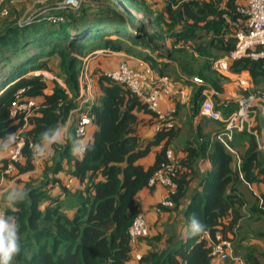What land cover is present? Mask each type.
Returning a JSON list of instances; mask_svg holds the SVG:
<instances>
[{
    "label": "trees",
    "instance_id": "trees-1",
    "mask_svg": "<svg viewBox=\"0 0 264 264\" xmlns=\"http://www.w3.org/2000/svg\"><path fill=\"white\" fill-rule=\"evenodd\" d=\"M12 1L4 2L8 15L0 20V146L8 134L17 136L21 130V116H11L18 102L34 99L39 108L22 133L26 141L23 161L14 164L15 173L11 175L5 174L8 160L0 167V173L7 178L35 169L32 146L41 143L42 133L49 128L64 125L77 107L82 58L86 55L107 48L128 52L142 43L157 45L170 41L168 56L178 68L151 65L152 70L169 76L167 71L173 69L179 82L186 79L191 84V78L196 77L220 91L215 80L222 82L228 78L213 69V62L235 50L239 30H248V17L242 13L247 0H163L157 13L154 3L148 0H122L150 18L136 23L114 0H84L79 8L53 14L52 9L42 8L24 21L16 11H22L26 3L18 0L14 5ZM54 16L62 21L50 19ZM149 27L158 28L159 35L150 32ZM53 59H58L56 65L64 86L53 80L51 88L42 75L31 74L51 72ZM229 71L249 72L251 93L264 96V58L235 61ZM89 74L100 94L93 100L94 120L90 125L95 131L90 141L83 142L84 154H72V140L85 139L76 135L74 117L66 143L52 145L53 153L43 162L41 173L26 182L17 180L27 192L26 199L13 210L6 203V194L2 201L0 197L5 214L17 216L20 224L21 251L12 264H128L137 243L132 242L129 230L142 213L138 194L156 187L150 186V180L171 164L173 206L159 204L158 211H179L183 207L189 233L186 240L173 242L166 249L151 248L142 254L138 264H212V248L220 241L229 242L232 255L244 264H264V193L256 195L249 188L264 183V161L256 136L246 129L238 134V138L247 141L248 148L239 155L240 165L235 167L229 145L211 140L199 127L194 139L188 140L181 150L182 157H174L173 163L168 151H173L172 142L179 138L180 130L172 123L170 127L165 125L174 120L183 104L172 99L173 114L161 120L140 96L108 78L101 66H94ZM48 88L51 93L46 92ZM205 88L198 87L193 94L194 115L200 114ZM141 128L151 129L152 136L145 137ZM154 148V162L145 168L140 162ZM201 158H209L217 166L216 174L196 170ZM65 161L72 163L73 169L67 173L80 186L74 190L57 177L65 172ZM56 187L67 202L52 195ZM65 209H75L74 214L70 216ZM193 216L204 226V231L197 235L190 230ZM251 235L262 244L249 242Z\"/></svg>",
    "mask_w": 264,
    "mask_h": 264
},
{
    "label": "crops",
    "instance_id": "crops-1",
    "mask_svg": "<svg viewBox=\"0 0 264 264\" xmlns=\"http://www.w3.org/2000/svg\"><path fill=\"white\" fill-rule=\"evenodd\" d=\"M158 1L159 4L157 5V7H162L163 0ZM40 2L43 3L45 2V0H41ZM10 3L14 5L18 4V0H14ZM49 3L50 4H44L43 6H40L37 10L51 6L52 2ZM51 9L53 12H56V10H54L53 8ZM159 32L160 31L158 30V28H156L153 33L155 35H159ZM160 45H162V48H158ZM170 47V41H165L162 44L158 42L157 45H149L147 43H142L141 45L131 48L130 50L129 48H127L129 50L128 52L123 51L114 52L110 55H100L102 57L99 61L102 64L101 68H103L105 71L115 69L120 63L125 61L132 68L144 70L146 72H153L157 75V73L152 70L151 65H159L160 67H162L163 65H167L168 68H178L177 63L169 59L168 55H170ZM92 61L90 62V65ZM225 76H227L228 78L226 81L221 82L217 79L215 80L216 86L220 88V91H217L215 87L211 86V84L204 83L196 77L191 78V84H188L187 80L184 79L180 82H175L174 85L177 88H180L184 92H186L191 97V99L198 87L206 86L205 90L203 91L204 98L211 99L215 109L222 112L226 116L230 113L239 110L240 101H242L244 98L255 96L256 93H251L252 82L249 72L244 71L240 74H235L229 71L225 74ZM80 86L82 87L81 81ZM89 88V93L95 99L96 96L100 94V90L96 85L94 79H91ZM82 92L86 94L87 91H85V89L82 91L81 88V93ZM256 100L257 102L253 103L252 105L253 107L251 108V115L245 121V127L243 130L246 129L248 131H251L256 136L259 144V150L261 151L262 159L264 161V96H259L258 98H256ZM172 106L173 101L169 98H165L161 104V111L164 112L169 108H172ZM199 106L201 107V103L199 104ZM173 118L174 120L170 123H172V125L175 126L176 129L180 130L179 138L172 142L173 157H182L183 153L181 152V150L186 146V142L188 140L194 139L200 127V132L206 137H210L211 140H220L229 145V149L235 156L233 166L239 167V155L244 153L248 148L247 141L238 138V134L242 131L227 132L223 129V126L220 122L212 121L206 117L201 116L200 114L194 115L191 102L189 104H183L181 108H179V110L176 112V114H174ZM72 123L73 121H67L64 125L60 126L64 132V139L63 142L58 144L64 145L66 143L65 140L69 129L72 127ZM252 129H254V131H252ZM94 131L95 128L93 126L91 130L90 128H88L87 135L83 142L90 141ZM141 132L144 134L145 137H150L153 134L152 130L147 128H141ZM230 145H232V148L230 147ZM156 151L157 148H154L153 153L140 162L145 168H148L153 164L156 156ZM52 153L53 152L51 145L49 153L46 157L41 158L40 160H35V169L31 172L19 174L14 178H7L3 173H0L1 201L4 195L11 187L22 186L17 184V180H20L21 182H26L30 179V177L37 176L39 173H41V166L43 164V160L48 159L52 155ZM6 158L7 151L0 152V167L3 165L2 163ZM63 168L65 172L59 173L57 177L61 179L63 183L67 186H71L72 190L76 189L77 187H80L78 184H75V182H70L71 176H69L67 172H70L73 169L72 163H68L65 161L63 164ZM196 170L201 174L213 173L214 175L216 174L218 168L217 166L214 167L212 165L209 158H201L197 162ZM194 187H196L195 184ZM249 188L253 190L256 195L264 193V183L258 185H249ZM165 192L166 190L164 187L157 185L153 188H146L138 194L139 201L142 207L141 212L142 214H144L148 221L150 234L148 237L141 238L137 241L134 246V256L128 264H138L142 254L151 250V248L156 250H163L169 247L170 244H172L173 242L175 243L177 241L186 240L189 233V227L187 226L185 217L182 214L183 207H181L179 211H158V206L162 201ZM52 195L60 197L64 202L68 201V199L65 198V195L63 197L60 194V190L58 189V187L52 190ZM71 200L72 199H70V201ZM74 211L75 209H65V212L70 216L74 214ZM225 221L228 222L229 218ZM158 238L160 240L156 241ZM249 242L254 245L262 244L261 240L254 238L252 235L249 239ZM212 264H244V262L241 258L232 255V258L225 262H214Z\"/></svg>",
    "mask_w": 264,
    "mask_h": 264
},
{
    "label": "built area",
    "instance_id": "built-area-1",
    "mask_svg": "<svg viewBox=\"0 0 264 264\" xmlns=\"http://www.w3.org/2000/svg\"><path fill=\"white\" fill-rule=\"evenodd\" d=\"M6 0H0V20L8 15V10L3 6ZM84 0H66L53 9L61 12L65 9H76L79 8L81 2ZM46 15L49 11H44ZM242 13L248 17L246 32L239 30L236 34L238 39L235 50L230 52L228 55L213 62V69L221 74L225 75L229 72L231 64L235 61L251 58V59H261L264 58V0H247L246 5L242 9ZM30 18L27 22L33 21ZM53 20H60L59 16L51 17ZM41 19L38 18V21ZM114 52L109 48L95 51L91 54L86 55L82 58L83 60V70L80 75V81L82 82V91L78 98L77 107L73 109L68 117L67 121H71L74 117L77 118V128L76 135L78 137H86L87 130L94 120L91 115V108L94 98L89 93L90 87V62L100 56V55H110ZM105 74L111 80L120 82L126 85L133 93L140 96L144 103L149 107L150 110L156 112L161 120L169 118L174 112V106L166 111H161V104L165 98L173 99L174 101L181 102L182 104H189L191 102V97L184 92L182 89L177 88L171 78L167 75H156L153 72H146L144 70L132 68L127 62L120 63L117 68L105 71ZM34 75H42L46 80L53 79L51 75L47 72H34ZM149 76V77H148ZM58 82L64 86L63 82L58 80ZM172 100V101H173ZM254 97L244 98L239 102L240 108L238 111L224 115L222 112L215 109L214 104L211 99L204 98L201 107L200 115L206 117L212 121L221 122L224 125V129L227 132L242 131L244 129L245 121L249 118L251 113V108L253 107ZM173 101V103H174ZM39 108V105L34 99L28 100L26 102H18L13 109L11 116H21L23 125L19 134L17 135V141L12 145L10 150L7 151L8 164L7 169H5V174L11 175L15 171V165L18 162L23 161V148L26 144L25 138L22 133L28 129L29 118L33 113ZM165 126L170 127L171 123ZM32 146V145H31ZM168 157L174 163L175 159L173 157L172 151H168ZM40 160L41 158H36ZM35 159V160H36ZM174 164L165 166L162 170L157 172L155 176L150 180V186H162L165 188V195L160 202L162 207H172L173 204L170 201V194L174 188L171 177L173 176ZM70 182L72 180L70 179ZM1 197V192H0ZM0 213L5 211L0 203ZM150 228L148 221L144 214L140 213L132 226L130 227L129 234L133 243L141 237H146L149 235ZM220 239V236L218 237ZM212 263L214 262H225L232 258L231 244L227 241H220L216 243L212 248Z\"/></svg>",
    "mask_w": 264,
    "mask_h": 264
},
{
    "label": "clouds",
    "instance_id": "clouds-1",
    "mask_svg": "<svg viewBox=\"0 0 264 264\" xmlns=\"http://www.w3.org/2000/svg\"><path fill=\"white\" fill-rule=\"evenodd\" d=\"M64 139V132L61 127L56 126L49 128L42 133L41 143L32 146L33 156L35 158H44L48 155L51 145L61 143ZM17 141L15 133L8 134L6 140L0 146V152L10 150ZM72 154L82 156L85 152V146L82 139L74 138L72 140ZM27 197V192L23 187H11L5 196L7 205L15 209L18 203L23 202ZM192 217L190 230L192 235H197L204 231L201 222ZM21 251L20 224L18 217L15 215H6L0 213V264H12L14 258Z\"/></svg>",
    "mask_w": 264,
    "mask_h": 264
},
{
    "label": "rangeland",
    "instance_id": "rangeland-1",
    "mask_svg": "<svg viewBox=\"0 0 264 264\" xmlns=\"http://www.w3.org/2000/svg\"><path fill=\"white\" fill-rule=\"evenodd\" d=\"M40 1L41 0H29L27 2H24L23 1L21 4H23V3H26V4L22 7V11H20V12L16 11V12L18 14H20L19 16L24 21L25 19H28L29 17L34 16L37 13L41 12L43 9L37 10L40 6H43L44 4H50L49 2H52L51 4H54V3L56 4V3L60 2L61 0H50V1H45L43 3H41ZM90 1H93V0H90ZM148 1H150L151 4L154 3V13H157L160 10L159 7H157V5L159 4V1L158 0H148ZM34 2H36V3H34ZM100 2L101 3H103V2L105 3V2H107V0H100ZM114 2H115V4L119 5L121 8H123V9H125V10L128 11L130 13V15L133 17V20L135 21V23H136V21H148L150 19L148 17V15H146L142 11H135V10H133L132 8H130L122 0H114ZM56 6H58V5H56ZM47 8L48 9H51V8H53V6H49ZM50 12H53V11L51 10ZM154 18H155V16H154ZM134 29L136 30L137 29V26H135ZM155 29H156V27H149V30L152 33L154 32ZM89 49L88 50L90 52L91 51L90 46H89ZM101 57L102 56H98V57L94 58V60L91 63V66H90V69L91 70L94 68V66H102L101 62L99 61ZM57 62H58V59H53L52 60V62L50 64V67L52 69L51 72L41 71V72H47L49 75H51L53 77V79H47L49 81V87H51V88L54 85L53 80H57V81L60 80V81H62V79L59 78L60 75H61V71L59 70V68L56 65ZM167 72H168L167 74L171 77V80H173L174 83L177 82V81L179 82L180 79L177 76V74L173 71V69H170ZM31 74H34V72H32ZM90 79H92L91 76H90ZM46 92L47 93H50V89L48 88V90ZM253 97L255 99L254 100L255 102L253 101V103H256L257 102L256 98H258L259 96L255 95ZM250 115L251 114H249V116ZM89 128L91 130L92 129V125H90ZM44 161L45 160H43V162Z\"/></svg>",
    "mask_w": 264,
    "mask_h": 264
}]
</instances>
